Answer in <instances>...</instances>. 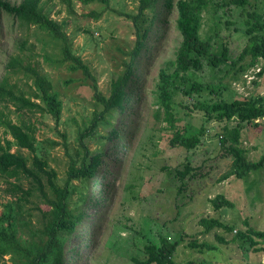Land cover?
<instances>
[{"label":"rangeland","instance_id":"1","mask_svg":"<svg viewBox=\"0 0 264 264\" xmlns=\"http://www.w3.org/2000/svg\"><path fill=\"white\" fill-rule=\"evenodd\" d=\"M5 1L17 5L21 0ZM161 2L157 1L155 19L153 10L144 14L148 32L125 89L130 94L128 104L123 111L106 113L107 123L98 122L86 137L80 133L103 111L95 94L109 96L110 83L124 73L135 48L133 18L138 0H41L43 12L61 26L63 45L40 26L23 24L0 11V80L9 57L18 55L52 84L60 108L54 116L36 109L18 111L9 103H0L3 119L28 126L34 136V154L14 145L10 150L22 154L29 164L34 155L45 160L60 187L67 180L69 167H78L86 150L101 154L95 174L101 186L95 185V176H90L88 183L86 178L70 182L77 190L71 195V208L81 207L83 215L63 240L62 264H135V260L145 259L143 247L158 245L159 238L177 244L173 254L176 264H264V251L256 252L248 241L234 237L236 231L248 228L264 230V166L242 179L225 178L232 157L220 144L223 127H238L246 161L257 162L264 154V120L239 123L236 118L220 120L215 115L208 119L196 109V103L234 100H250L264 107V60L254 61L249 54L239 59L251 36L264 44V0H247L243 6L232 0H215L204 8L198 36L209 43L208 59L202 60L201 70H189L185 76L207 85L212 93L185 96L180 79H170L171 122L166 120L160 101L159 73H174L181 37L175 27V10L164 13ZM250 14L260 16L262 29L248 34L246 29L254 22ZM137 25L140 29L144 25L142 18ZM20 41H25L28 51L20 52ZM62 46L86 65L89 76L72 61L60 60ZM223 47L228 49L229 61L213 68L208 60L219 56ZM8 76L23 97L39 103L32 97L29 75ZM113 131L114 135H109ZM199 131L195 148L177 144L179 137ZM0 138L11 140L2 124ZM186 167L189 171L179 177L178 172ZM9 181L15 182L13 178ZM21 184L26 188L28 181L21 180ZM6 187L7 181L0 176L1 204L10 200L4 193ZM34 196L37 198L27 205L33 210L32 222L41 216L36 208H47L43 198ZM216 196L232 207L215 208L212 200ZM203 219H217L234 230L226 233L213 227L206 231L200 223ZM8 257L0 264H16Z\"/></svg>","mask_w":264,"mask_h":264},{"label":"trees","instance_id":"2","mask_svg":"<svg viewBox=\"0 0 264 264\" xmlns=\"http://www.w3.org/2000/svg\"><path fill=\"white\" fill-rule=\"evenodd\" d=\"M158 0H138V12L133 18L135 26V48L131 53L128 63L125 64V71L110 83L109 96L103 97L95 94L96 100L102 105L103 111L95 114L91 125L84 129L80 135L86 137L89 131L95 130L97 123L106 124L105 114L113 110L123 111L125 105L130 99L129 92L125 89L128 85L129 78L133 74L136 66L135 58L138 56L140 49L144 45V39L148 32L146 25L147 18L144 16L145 11L153 10V19L156 18L155 7ZM215 0H162L161 10L169 14L175 10L176 20L175 27L178 31L181 41L176 52L175 68L172 75L160 71V101L168 116L166 120L174 121L170 114V92L167 85L172 78H179L183 84L181 92L185 96L199 94L201 91L212 90L205 84L191 82L185 76L189 70L199 71L202 69V60L208 59L209 43L202 41L198 36V26L201 21V13L204 8L212 4ZM237 6H243L247 0H232ZM154 8V9H153ZM0 11L12 15L21 23L26 25H38L45 30L52 40L59 41L63 45L65 35L61 31V26L43 12L41 0H21L19 4L12 5L5 0H0ZM254 21L249 23L246 29L248 34L255 30L262 29L260 16L250 14ZM142 18L144 25L141 29L137 23ZM25 41L19 42L21 53L28 51L24 47ZM62 61H72L83 74L89 76L88 69L78 57L72 56L67 47L62 46ZM245 54L251 55L255 61L257 58L264 60V44L257 42V36L253 35L248 39V45L240 53L239 59ZM228 49L222 48L219 56H213L208 63L213 68H217L221 63L228 62ZM48 57V56H47ZM46 57V58H47ZM6 74L0 80V103H9L16 110L32 111L36 109L42 113L58 116L60 112L59 103L56 99V93L53 91L52 84L45 79L35 67L29 62H24L23 58L18 55L9 57L5 65ZM22 73L31 77L33 87L32 97L39 100V103L32 102L29 98L22 96L21 91L12 83L8 74ZM196 109L202 112L208 119L213 115L220 120H231L236 118L239 123H250L252 121L264 120V107L256 105L250 100H234L230 103H196ZM0 124L5 127V132L11 136V140L0 138V176H2L9 187L4 189V193L10 197L3 206L0 214V260L4 256H9V262L14 261L16 264H62L63 261V240L73 233L75 225L80 222L82 217L81 207L71 208V195L75 193L76 187L70 182L75 179L86 178L87 183L90 176H95L97 167L100 163L99 154H89L86 150L81 158L78 167H69L67 180L60 187L55 183L56 174L53 170L47 168V162L43 159L33 156L29 161L20 153L11 152L12 145L19 150L24 149L31 154L35 153L34 136L31 129L25 125L13 124L2 118L0 112ZM173 124V123H172ZM113 133V134H112ZM114 131L109 135H114ZM92 136V135H91ZM89 136V137H91ZM201 131L191 134L187 137H179L177 144L185 149L195 148L199 144ZM240 130L238 127L228 129L223 127V134L220 138V144L226 155L232 157L230 171L223 177L232 176L235 179L244 178L249 172L261 169L264 166V154L257 162H248L244 156V150L239 146ZM82 143V142H81ZM189 171L186 167L184 172H178L179 177H184ZM13 178L14 183L9 181ZM21 180L28 181L26 188L22 186ZM45 182V184L43 183ZM95 185H100V180L95 176ZM47 186V190L45 189ZM38 194L43 198L46 210L38 209V214L32 222V209L27 208L31 198H37ZM83 200L81 189L79 191V201ZM215 208L222 206L232 207L222 196H216L212 200ZM200 223L206 231L213 227L222 228L226 233H231L233 226L225 225L217 219L201 220ZM239 239L248 241L253 250L256 252L264 251L263 247H256L260 243L264 245V230L258 231L248 228L245 231H236L235 236ZM217 239L224 243L222 237ZM176 243H170L164 238H159L158 245L147 244L143 247L145 259L141 262L134 261L135 264H176L173 261V254L176 249ZM207 249L213 248L203 244ZM192 247H199L193 244ZM202 247V246H201ZM186 264H202L188 261Z\"/></svg>","mask_w":264,"mask_h":264}]
</instances>
